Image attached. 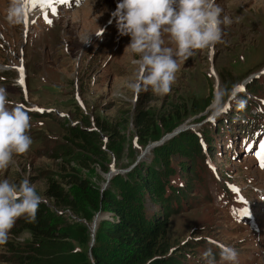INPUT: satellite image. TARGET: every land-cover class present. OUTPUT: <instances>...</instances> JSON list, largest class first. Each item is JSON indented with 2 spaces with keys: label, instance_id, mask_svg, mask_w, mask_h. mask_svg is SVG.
<instances>
[{
  "label": "rangeland",
  "instance_id": "obj_1",
  "mask_svg": "<svg viewBox=\"0 0 264 264\" xmlns=\"http://www.w3.org/2000/svg\"><path fill=\"white\" fill-rule=\"evenodd\" d=\"M217 3L223 15L233 21L223 26V42L199 50L195 57L182 62L170 93L157 97L151 93L135 95L126 87L138 72V58L125 52L130 36H120L115 21L109 24L117 7L113 0H84L71 10H64L62 17L54 22V28L45 20L44 24H32L27 38L24 24L11 25L6 19L9 0H0V67L7 69L0 75L9 78L0 79V87L6 89L13 104L24 105L31 117L28 134L33 139L25 155L14 156L9 168L0 171V179L17 183L29 179L43 197L40 205L45 203L49 207L47 216L55 215L73 240L75 250L87 254L85 262H93L92 250L97 245H103V249L110 247L113 259L120 257L126 248L109 238L97 241L99 225L117 220L104 202L106 191L129 192L138 200L144 215L153 219L165 216L162 200L172 195L174 189H183L185 194L194 185L189 194V202L193 204L183 200L178 212L169 217L166 233L159 241L161 248L168 251L166 255L177 256L179 264H207L203 254L210 251L209 259L214 264H225L213 247L217 241L239 249L235 264H264V242L258 245L246 240L250 228L233 220L221 200L225 184L212 176L215 170L219 169L222 175L230 169L258 208L264 205L258 201L257 191L264 192V172L256 167L255 160L242 153L233 159L222 122L226 112L238 102L243 100V104L247 97H264V92L249 88L264 76V0H217ZM47 11L37 3L31 12L32 19L39 14L45 19ZM101 28L105 29L103 35L97 36ZM20 67L27 82L22 85L17 83ZM232 81L235 83L230 85ZM241 93L245 96L240 98ZM33 104L44 110L42 116L33 115L36 111ZM141 111H148L156 122L148 137H142L136 125ZM102 125L114 130L104 131ZM78 127L101 133L99 145L107 155L99 157L84 150L81 140L73 134ZM218 128L222 132H217ZM205 129L222 154L214 157L207 153ZM243 131L236 128L233 132L239 135ZM159 132V139L151 138ZM188 132L198 134L207 160L206 165L199 159L196 167L206 174L205 182L196 179L189 188L186 179L191 176L181 166L188 165L189 142L184 144L180 140ZM237 139L234 136V141ZM102 165H107L109 170L105 171ZM153 171L160 172L159 178L153 176ZM111 172L112 176L107 178ZM119 173H125L130 183H137V190L132 185L114 184L113 177ZM248 173L254 183L250 182ZM69 174L77 177L76 180L71 181L74 178ZM139 175L153 185L146 187ZM50 180H57L74 198L80 214L69 206H57L47 195ZM80 182L88 183L89 195L82 191ZM96 198L100 209L92 210L93 219L86 221L84 213L92 209L89 199ZM171 204L174 208L178 206L174 198ZM27 225L23 218L19 219L8 243L0 245V264H19L18 255L25 259L33 238ZM250 236H256L255 232H250ZM263 236L264 231L261 240ZM82 262L81 259L78 263Z\"/></svg>",
  "mask_w": 264,
  "mask_h": 264
},
{
  "label": "clouds",
  "instance_id": "obj_2",
  "mask_svg": "<svg viewBox=\"0 0 264 264\" xmlns=\"http://www.w3.org/2000/svg\"><path fill=\"white\" fill-rule=\"evenodd\" d=\"M26 0H9L6 19L11 25H23ZM109 24L115 21L120 36H130L125 52L138 59V72L126 87L135 95H168L176 81L180 64L204 50L223 42V26L233 21L223 15L217 0H117ZM101 28L96 35L102 36ZM166 37V39H165ZM89 42V41H88ZM31 117L20 104L8 99L0 87V171L9 168L14 156L25 155L33 143L28 134ZM43 197L29 179L18 183L0 179V245H6L16 222L23 218L35 223ZM225 264H235L238 253L219 245ZM211 252L203 254L214 264Z\"/></svg>",
  "mask_w": 264,
  "mask_h": 264
},
{
  "label": "trees",
  "instance_id": "obj_3",
  "mask_svg": "<svg viewBox=\"0 0 264 264\" xmlns=\"http://www.w3.org/2000/svg\"><path fill=\"white\" fill-rule=\"evenodd\" d=\"M234 83L235 81H232V83L229 84L233 85ZM253 84L249 86L250 90L254 91L257 88L256 92H264V76L257 79V81ZM244 96L245 95H243V93L238 95L240 98ZM242 102L243 100L238 102L226 112L224 115V118H226L222 121L225 122L224 126L228 125V122L235 121L236 114L242 113L241 110H250L253 107V101L251 98L247 97V100H245L243 104ZM239 106L240 108L243 107V109H237ZM155 124V120L150 116L148 111H141L136 117V125L142 137H148L150 135L149 130L152 127H155ZM102 129H104V131L111 130L110 132L114 130L113 127L108 128L105 125H102ZM189 131L192 132V130ZM220 131L221 128H218L217 132ZM73 134L81 140V147L84 150H87V152H93L99 157H103L105 154L107 155V152L100 148L99 145V136L101 133L98 134L97 131L94 130L85 131L82 127H78L73 131ZM204 135L206 137L205 141L208 144L207 153H210V155L214 157L218 153L221 154V152L217 150V147H215L216 143L214 139L207 135L206 129ZM151 136L152 139H159L161 137L160 132ZM180 140L184 144L189 142L186 150V158L189 159L188 165H185L186 167L181 165L182 168H187L191 176L186 179V185L187 188H189L194 180L196 181V179L198 180V178H202L203 173L196 170L199 159H202L206 165L207 160L205 154H203L198 134H190V132H188ZM144 141L147 140L145 139ZM111 147L112 146H110V148ZM93 161L95 160L93 159ZM102 166L105 171L109 170L107 165ZM200 169H203V167L201 166ZM138 172L141 171L138 170ZM124 174L119 173L115 175L113 177V183L120 186L132 185L131 187H134L137 190V183L132 181L130 183L127 175ZM159 174V171H153V176L159 178ZM69 177L74 178L71 179V181L76 180L77 178H75L73 174H69ZM139 177H141L143 180L142 182L145 183L146 187H151L153 185V182L150 180H147L140 175ZM80 183L81 188H83L82 191H87L85 195H89L88 183ZM193 187L194 185L192 188L186 190L185 194L183 193V189H174L172 195L162 200L163 210L166 211L164 212L165 216L153 219L144 215V212L142 211L143 209L139 206L138 200L136 201V197L131 195L129 192L125 194L121 191L118 194L115 191H106L104 202H107L108 206L111 207V210L114 211L117 216V220L109 224H104L103 222V224L99 225L97 241L100 242L102 239L109 238L111 240H115L117 244L126 248H123V252L121 251L120 257L113 259L112 252L109 250L110 247H107L108 249H103V245H101L102 247L97 245L92 250L93 262L90 260H87L86 262L84 261L87 254L79 253L75 250L73 240L63 230V228H61L62 224L56 221V216H47L46 213L49 211V207L44 203L38 208L36 222L28 223L27 225V228L32 231L33 238L29 244V251L25 259H21V255L17 256V258L20 259L19 264H179L177 256L166 255L168 251L163 247L161 248L159 241L166 233V229L169 224V217L171 214L178 212V210L182 207L181 205L183 200L188 198V195L190 191H192ZM164 188L165 187H163V189ZM138 193L139 191L137 194ZM181 193L184 194L182 198H180ZM47 195L55 201L57 206H69L75 213L80 214V210L78 209L74 198L70 197V194L66 192L57 180H50L48 182ZM173 198L177 201V208H174L171 204ZM89 202L91 203L92 209L84 213L83 218L86 221L92 220L94 211H98L100 209L98 198L89 199ZM76 226L79 227L81 225L76 224ZM84 229L86 230V227ZM160 251H164L165 254H163L164 252L160 253ZM81 259L83 262L78 263Z\"/></svg>",
  "mask_w": 264,
  "mask_h": 264
},
{
  "label": "snow or ice",
  "instance_id": "obj_4",
  "mask_svg": "<svg viewBox=\"0 0 264 264\" xmlns=\"http://www.w3.org/2000/svg\"><path fill=\"white\" fill-rule=\"evenodd\" d=\"M60 2L63 3L64 0H60ZM37 3H39L41 6H44V7H50L55 3V0H26V4H31L32 6H35ZM52 11L55 12L56 8L52 7ZM45 19L47 20V14H45ZM47 22L49 24L52 23L51 20H47ZM20 71L21 73H23V68H21ZM20 83L21 84L24 83L23 79L20 80ZM40 110L43 111L42 109ZM257 155L260 157V166L264 167V146L261 147V151L257 153Z\"/></svg>",
  "mask_w": 264,
  "mask_h": 264
},
{
  "label": "bare ground",
  "instance_id": "obj_5",
  "mask_svg": "<svg viewBox=\"0 0 264 264\" xmlns=\"http://www.w3.org/2000/svg\"><path fill=\"white\" fill-rule=\"evenodd\" d=\"M30 6H31V8L33 7L31 4H27L26 10H25L26 11V19H25V24L26 25H28L30 23V17H31ZM20 69H21V67L19 68V76L17 78V83L20 84V85H22L20 83V80L23 79V81H24L23 84H26L27 83L26 82V75H25L24 71H23V73H21ZM182 130H184V129H182ZM112 173L113 172H111L110 174H108L107 175V178H109L110 176H112Z\"/></svg>",
  "mask_w": 264,
  "mask_h": 264
},
{
  "label": "water",
  "instance_id": "obj_6",
  "mask_svg": "<svg viewBox=\"0 0 264 264\" xmlns=\"http://www.w3.org/2000/svg\"><path fill=\"white\" fill-rule=\"evenodd\" d=\"M90 130H93V129H90ZM110 178V177H109Z\"/></svg>",
  "mask_w": 264,
  "mask_h": 264
}]
</instances>
